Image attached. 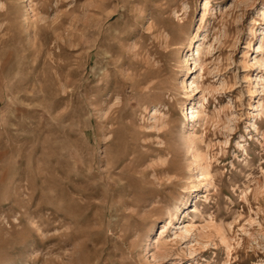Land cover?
Wrapping results in <instances>:
<instances>
[{
	"label": "rangeland",
	"instance_id": "1",
	"mask_svg": "<svg viewBox=\"0 0 264 264\" xmlns=\"http://www.w3.org/2000/svg\"><path fill=\"white\" fill-rule=\"evenodd\" d=\"M0 264H264V0H0Z\"/></svg>",
	"mask_w": 264,
	"mask_h": 264
},
{
	"label": "bare ground",
	"instance_id": "2",
	"mask_svg": "<svg viewBox=\"0 0 264 264\" xmlns=\"http://www.w3.org/2000/svg\"><path fill=\"white\" fill-rule=\"evenodd\" d=\"M180 41V37L178 36V35H175V34H173V33H170V38L168 39V40H166V44H167V46H169V45H171V44H175V43H177V42H179ZM175 51V49H171L170 50V53H172V52H174ZM202 54V52H201V48H200V45L198 46V48L196 49V54H195V56L197 57V59H195V64H197V65H199V57H200V55ZM199 87L198 86H196V89H198ZM202 106V105H201ZM200 108V107H199ZM201 109H203V108H201ZM193 112V111H192ZM192 112H190L191 114H192ZM196 112V111H195ZM189 115V114H188ZM195 116V115H194ZM198 117H199V121L200 122H202V123H204V121H205V118H206V114L205 113H203V111L202 112H198V115H197ZM191 117H193V116H191ZM197 117V118H198ZM195 118V117H194ZM192 119V118H191ZM205 168V167H204ZM205 170V169H204ZM202 175H204L203 173H201ZM206 174H207V172H206ZM208 176V175H207ZM191 223V222H190ZM193 225V224H192ZM182 228H184V231H185V233H188L189 231H190V224L187 222V223H184L183 224V227Z\"/></svg>",
	"mask_w": 264,
	"mask_h": 264
}]
</instances>
